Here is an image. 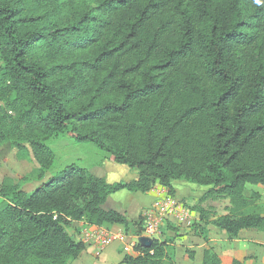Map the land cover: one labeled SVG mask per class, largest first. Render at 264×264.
<instances>
[{
    "label": "trees",
    "instance_id": "16d2710c",
    "mask_svg": "<svg viewBox=\"0 0 264 264\" xmlns=\"http://www.w3.org/2000/svg\"><path fill=\"white\" fill-rule=\"evenodd\" d=\"M0 100V144L37 162L0 184V264H69L85 244L66 228L82 219L139 236L142 216L108 197L172 194L174 180L208 187L191 207L201 232L264 229L261 194H244L264 187V0H0ZM65 135L137 178L57 166L45 141ZM208 199H228L226 213ZM136 249L121 262L172 264L166 241ZM202 264H220L211 247Z\"/></svg>",
    "mask_w": 264,
    "mask_h": 264
},
{
    "label": "crops",
    "instance_id": "0c3cea01",
    "mask_svg": "<svg viewBox=\"0 0 264 264\" xmlns=\"http://www.w3.org/2000/svg\"><path fill=\"white\" fill-rule=\"evenodd\" d=\"M102 166V173L110 183L137 178L136 169H131L127 165L117 163L113 160H106ZM0 173L1 184L2 179L6 175L1 171ZM193 188L195 187L191 183H188V181L174 180L172 182V194L180 200L182 197L188 196L186 195L187 192ZM158 189H163L166 192L169 190L168 187L158 183L147 192H131L125 189L119 190L108 197L105 207L123 212L129 219L136 221L141 218L143 210L155 199ZM250 193L247 192L246 184L244 194L249 196ZM1 202L2 198L0 196ZM190 211L194 218L191 226L180 227L181 230L178 231L177 225L169 221L163 225L161 233L158 235L157 239L167 242V249L172 264H202L204 250L207 247H211L218 254L220 264H264V229L241 230L236 237L229 238L226 231L209 224L206 227L207 230L201 232L195 223L199 218L198 211L192 209ZM225 213L226 211L223 214ZM91 225L82 219L71 222L66 228L67 232L74 239L81 240L85 244V248L69 264H124L121 262L125 254L121 241L111 242L99 256L95 255L93 246L90 243H86V241L84 242V232ZM103 227L110 231L126 233V241H132L134 238V235L126 232L122 225ZM185 228L186 230H183ZM164 232L167 233V237L162 239ZM131 255L137 254L133 253Z\"/></svg>",
    "mask_w": 264,
    "mask_h": 264
},
{
    "label": "rangeland",
    "instance_id": "374dc122",
    "mask_svg": "<svg viewBox=\"0 0 264 264\" xmlns=\"http://www.w3.org/2000/svg\"><path fill=\"white\" fill-rule=\"evenodd\" d=\"M2 104L3 102L0 100V105ZM45 142L51 149L54 150L57 160V166L60 167L64 166L65 164L74 162L88 169L102 173L103 163L106 160H113L111 155L103 153L93 143L86 141L80 142L69 135L51 136L50 138L46 139ZM25 144L28 146L27 142ZM35 167H37V162L32 157V155L31 158L27 160L19 159L18 155L16 154V150L11 147L10 144H0V171L6 175L5 177H13L14 179L18 180L21 176L30 174V172H32ZM39 183L40 182L31 180L24 183L23 189L27 192H30ZM191 184L195 188L187 192L186 195L188 196H184L181 198L182 203L190 209L192 206L197 205L199 197H201L208 189V187H202V185L200 184ZM255 189L261 194L260 202H264V187H262L261 185L247 184L248 193L255 191ZM227 205H229L228 199H208L202 203V206L210 209V213L216 214L217 216L222 215L226 211L225 209ZM177 229L178 231L181 230L180 227H178ZM183 230H186V228ZM155 237L158 238V236ZM166 237L167 233L164 232L162 234V239Z\"/></svg>",
    "mask_w": 264,
    "mask_h": 264
},
{
    "label": "built area",
    "instance_id": "2783aa9c",
    "mask_svg": "<svg viewBox=\"0 0 264 264\" xmlns=\"http://www.w3.org/2000/svg\"><path fill=\"white\" fill-rule=\"evenodd\" d=\"M143 230L140 235L148 236L153 240L161 233L163 225L169 221L174 222L178 227H189L194 218L190 209L175 195L158 189L155 199L142 212ZM127 234L120 231H110L103 226L91 225L84 232V242L90 243L94 253L99 256L104 248L113 241H121L125 254H139L136 249L138 236L132 241H126Z\"/></svg>",
    "mask_w": 264,
    "mask_h": 264
},
{
    "label": "water",
    "instance_id": "95a60500",
    "mask_svg": "<svg viewBox=\"0 0 264 264\" xmlns=\"http://www.w3.org/2000/svg\"><path fill=\"white\" fill-rule=\"evenodd\" d=\"M137 241H138L139 244H142L145 247H149L153 243V239L152 238H150L148 236H144V235H139L138 238H137Z\"/></svg>",
    "mask_w": 264,
    "mask_h": 264
},
{
    "label": "snow or ice",
    "instance_id": "6c2138e0",
    "mask_svg": "<svg viewBox=\"0 0 264 264\" xmlns=\"http://www.w3.org/2000/svg\"><path fill=\"white\" fill-rule=\"evenodd\" d=\"M257 2L259 3V0H257Z\"/></svg>",
    "mask_w": 264,
    "mask_h": 264
}]
</instances>
